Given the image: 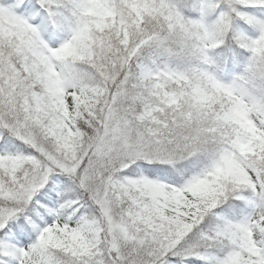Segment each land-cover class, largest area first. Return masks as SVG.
Segmentation results:
<instances>
[{"label": "snow or ice", "instance_id": "snow-or-ice-1", "mask_svg": "<svg viewBox=\"0 0 264 264\" xmlns=\"http://www.w3.org/2000/svg\"><path fill=\"white\" fill-rule=\"evenodd\" d=\"M0 264H264V0H0Z\"/></svg>", "mask_w": 264, "mask_h": 264}]
</instances>
